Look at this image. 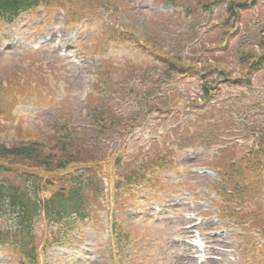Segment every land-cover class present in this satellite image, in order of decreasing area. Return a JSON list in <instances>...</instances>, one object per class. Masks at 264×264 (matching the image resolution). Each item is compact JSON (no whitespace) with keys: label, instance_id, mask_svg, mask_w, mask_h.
<instances>
[{"label":"trees","instance_id":"16d2710c","mask_svg":"<svg viewBox=\"0 0 264 264\" xmlns=\"http://www.w3.org/2000/svg\"><path fill=\"white\" fill-rule=\"evenodd\" d=\"M122 2L0 0V20L12 24L21 15L43 7L48 14L63 13L67 27L98 22L101 38L113 33L107 39L109 43H124V35L104 21L105 17L114 23L120 20L117 14L125 8ZM262 2L166 0L165 5L178 11L172 27L179 30L180 26L179 37L170 43L172 51L163 54V41L158 35L157 40L153 36L139 35L140 42L131 38L158 64L128 62L123 65L118 62L99 73L101 78L98 79L104 84V90L99 91L95 99L87 98L85 127L75 126L72 107L63 105L57 108L60 109L57 112L58 124L52 125L47 135H43L41 130L18 124L13 128H17L21 136L17 135L11 146L5 145L0 137V248L13 254L16 264H40L45 251L64 243L65 237L60 230L68 226L74 228L103 208V196L108 191L106 178L112 177L108 183L113 185L115 194V205L110 212L120 210L125 203V189L146 184L149 170H165L169 164L171 166L172 163L163 164L165 158H175L186 148L223 146L216 143L218 139L215 136L221 129L236 130L239 132L237 137L246 136L245 140L250 142L240 161L234 158L237 155L234 146L217 151L216 156L222 159L207 165L216 170L227 184L230 179L229 186L233 189L229 194L223 189L222 194L233 198L241 210H232L227 217L234 219L238 226L250 223V226L264 230V206L251 209L245 201L250 191L264 186V87L263 92L256 89L258 84L264 86V11H258ZM216 19L221 35L229 37L228 42H234L231 58L238 69L235 82L243 83L248 88L247 92L251 90V95H255L252 103L237 100L225 108L224 113L228 111L232 115V124L218 116L210 117L207 122L195 120V117L187 119L182 114V111L194 109L200 99L208 104L209 100H218L226 95L218 89L219 82L229 77L232 73L228 70L234 68L229 67L224 57H218L219 61L213 63L207 59L213 60L212 54L217 49L209 45L218 46L224 41L223 37L214 40V35L207 31L198 44L194 43L201 35L202 27L207 30L210 22ZM253 19L254 24H251ZM246 24L249 27H245ZM34 57L31 55L29 58ZM197 57L201 63L195 61ZM188 74L195 77L199 92L191 106L190 102L170 97L171 82L175 79L182 81L181 77ZM26 85L29 86L28 83ZM127 98L139 100V106L126 109L123 104ZM15 108L16 105L8 113L10 125L15 123L12 116ZM156 108L163 116L161 123L167 125L160 140L150 142L147 151L138 145L133 147L126 163L118 167L113 176L108 174L105 177L104 168L117 156L118 143H123L125 137L141 127ZM237 117L242 123H237ZM127 131L129 133L125 134ZM191 131H194L196 139ZM38 141L43 142L37 144ZM236 178L241 179V184ZM260 197L264 198V193ZM42 225L46 227L45 231L41 229ZM54 230L61 232L56 238L51 235Z\"/></svg>","mask_w":264,"mask_h":264},{"label":"rangeland","instance_id":"374dc122","mask_svg":"<svg viewBox=\"0 0 264 264\" xmlns=\"http://www.w3.org/2000/svg\"><path fill=\"white\" fill-rule=\"evenodd\" d=\"M122 1L125 8L117 14L120 20L114 23L105 17L104 21L124 35V43H109L107 39L113 33L101 38V25L98 22L90 21L78 28H69L64 25L63 13L57 12L47 17L42 8L20 16L9 25L0 20V92H3L0 97V137L5 145L11 146L17 135L21 136L19 130L13 128L15 123L41 130L43 135H47L52 125L58 124L57 112L60 109L56 108L63 105L72 107L74 125L85 127L86 98L90 96L95 99L99 91L104 90V84L99 81V73L118 62L123 65L128 62L155 63L131 38L139 41L137 36L141 35L149 38L153 36L157 40L158 35L163 41V54L172 51L170 43L180 34V26L179 30L172 27L178 17L176 10L160 5V0ZM258 11H264V0ZM213 21L206 31L210 30L214 40H220L223 36L214 27V24L218 26V20ZM251 24H254V19ZM222 32L224 34L225 30ZM203 34L195 40V44L204 37ZM223 39L218 46L209 45L217 49L212 54L214 59H207L213 63L219 61L218 57H224L229 67L234 68L228 70L232 74L218 87L220 90L222 87L226 95L202 112L198 109L182 111L187 119L203 115L218 116L232 124V115L228 111L224 113L225 108L237 100L252 103V96L255 95H251V90L247 92L248 88L243 84L237 87L233 85L238 73L231 58L234 42H228L229 37ZM31 55L35 57L29 58ZM195 61L201 63L198 57ZM195 80L186 83L183 79L172 81L170 97L190 102L188 104L191 106L198 93ZM26 83L29 86H24ZM263 87L262 84L256 85L257 91L263 92ZM136 103L137 100L126 101L125 107H132ZM15 105V123L10 125L8 113ZM155 119L158 116L152 117V120ZM235 119H238L237 123H242L239 117ZM150 125L151 118L126 141L118 143L119 151L116 155L122 156L120 166L126 163L136 145L147 151L150 142L160 140L163 126L156 125L151 130ZM238 133L236 130L221 129L215 136L218 139L216 143L230 147L236 145V157L240 158L250 143L244 142L246 136L237 137ZM222 149L217 146L214 150L198 148L180 152L173 159L172 169L156 173L158 179L153 180L152 184L125 189V203L121 212H110L115 205V194L112 191L113 185L108 183L112 177L106 178L108 191L103 196V208L72 232L64 230L65 244L49 249L40 258V264H201L193 260V254L186 251L192 248L189 244L194 239H198L203 248L200 252L194 248L191 251L202 255L212 264H264V251L259 252V246L264 247V242H259L248 231L249 228H236L229 222L227 214L235 209L238 211L240 207L237 208L232 198L217 193L222 186L218 172L203 168L204 165L215 164L222 159L214 155ZM115 159L105 166V177L108 174L113 176L118 168L111 165ZM227 174L230 175L229 169ZM236 180L241 184V179ZM263 191L264 186L246 195L245 199L251 209L264 206V198L260 197ZM112 223L116 225L113 233L110 230ZM42 228L45 231L44 225ZM60 231L54 230L51 235L56 238L61 234ZM0 264H16V257L0 249Z\"/></svg>","mask_w":264,"mask_h":264},{"label":"bare ground","instance_id":"6f19581e","mask_svg":"<svg viewBox=\"0 0 264 264\" xmlns=\"http://www.w3.org/2000/svg\"><path fill=\"white\" fill-rule=\"evenodd\" d=\"M40 142H43V141H38L37 144H39ZM195 243H197V242H195ZM186 251L191 252V249H186ZM210 263H211V262H210ZM211 264H212V263H211Z\"/></svg>","mask_w":264,"mask_h":264}]
</instances>
